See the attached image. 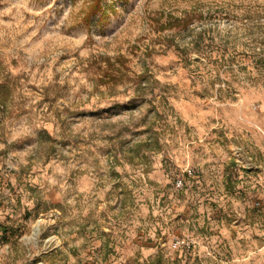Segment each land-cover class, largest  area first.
Listing matches in <instances>:
<instances>
[{"label":"rangeland","instance_id":"1","mask_svg":"<svg viewBox=\"0 0 264 264\" xmlns=\"http://www.w3.org/2000/svg\"><path fill=\"white\" fill-rule=\"evenodd\" d=\"M91 3L0 0V264H264V0Z\"/></svg>","mask_w":264,"mask_h":264},{"label":"trees","instance_id":"2","mask_svg":"<svg viewBox=\"0 0 264 264\" xmlns=\"http://www.w3.org/2000/svg\"><path fill=\"white\" fill-rule=\"evenodd\" d=\"M103 1L104 0H92V3L90 5L89 11L87 12L85 19L86 21H90L93 16L97 15L100 12H104V6H103ZM122 2H128L129 0H119ZM105 13V12H104ZM110 80H114L115 77H112L108 75Z\"/></svg>","mask_w":264,"mask_h":264}]
</instances>
